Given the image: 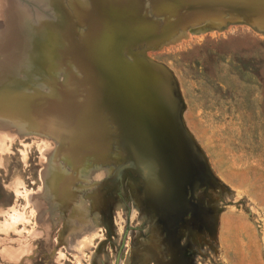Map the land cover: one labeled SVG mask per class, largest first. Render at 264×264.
Listing matches in <instances>:
<instances>
[{"label":"rangeland","instance_id":"obj_1","mask_svg":"<svg viewBox=\"0 0 264 264\" xmlns=\"http://www.w3.org/2000/svg\"><path fill=\"white\" fill-rule=\"evenodd\" d=\"M102 1L0 0L79 80L0 116V264H264V0Z\"/></svg>","mask_w":264,"mask_h":264},{"label":"bare ground","instance_id":"obj_2","mask_svg":"<svg viewBox=\"0 0 264 264\" xmlns=\"http://www.w3.org/2000/svg\"><path fill=\"white\" fill-rule=\"evenodd\" d=\"M5 33L8 34V31ZM17 33L21 34V36L13 37L11 39L12 41H10L11 43L8 42L5 45L0 44V116H14L21 113L20 119L17 121L21 120V122L25 121L29 124V120L32 123H37L36 126L50 129L53 123L58 120L56 117L57 107L54 104L56 98L52 97V95L57 94L58 99L67 98V94L69 96L75 94L76 96L73 90L70 89L65 93L64 89L69 87L67 81H71L72 84H77L79 80L75 77V73L72 70L69 72L66 71L71 76V79L63 73V62L61 63L59 58H55V52H51L52 50L48 49L50 48L47 46L50 43L49 39H39L36 41V39H31L28 34L25 35V32H15V34ZM23 36H25V38H23ZM23 39L28 46L31 44V40L33 41L34 47H32L31 52L29 51L27 55L23 54V50L20 47ZM14 41H16V44ZM56 42L58 41H55V43ZM37 44L41 45L44 49L38 48ZM35 47L36 49L38 48V51L33 50ZM25 50L27 51L28 49ZM34 52L37 53L34 54ZM108 55L104 54V57L107 58ZM38 62L42 65V68H44L41 69V71L33 69V66ZM36 75H40V77L38 76L37 78ZM52 82H55V84L53 85ZM97 83L99 82H93L94 87H98L99 84L97 85ZM24 86L29 89H36L34 92V100H40V102L33 110H27V102H21V100H30V96L25 93ZM45 86H49V90H52L48 93L50 97L40 89ZM101 94H103V92H101ZM104 98L106 97L102 95L100 99ZM18 101L20 102L17 104ZM63 110L64 108L62 111Z\"/></svg>","mask_w":264,"mask_h":264},{"label":"crops","instance_id":"obj_3","mask_svg":"<svg viewBox=\"0 0 264 264\" xmlns=\"http://www.w3.org/2000/svg\"><path fill=\"white\" fill-rule=\"evenodd\" d=\"M100 1H102V0H100ZM58 2V1H57ZM103 2V1H102ZM125 5H128V6H130L129 4H125ZM119 6H121V5H119ZM56 7H57V9H59V16H61V17H63V16H65V15H67L68 14V12H67V8H64V7H61V6H59L58 5V3H57V5H56ZM74 11V9H72V15L71 16H76V13L75 12H73ZM59 26V25H58ZM59 28V27H58ZM46 34H48V33H46ZM49 35V34H48ZM30 38H33V39H37V40H39V39H48V38H46L44 35L43 36H41V37H30ZM68 39H72V38H68ZM32 46H33V41H32ZM53 56H54V54H53ZM55 58H59L58 56H56V54H55ZM60 59V58H59ZM21 102H26V100H21Z\"/></svg>","mask_w":264,"mask_h":264},{"label":"water","instance_id":"obj_4","mask_svg":"<svg viewBox=\"0 0 264 264\" xmlns=\"http://www.w3.org/2000/svg\"><path fill=\"white\" fill-rule=\"evenodd\" d=\"M126 6H128V5H126ZM127 8H131V6H128Z\"/></svg>","mask_w":264,"mask_h":264}]
</instances>
